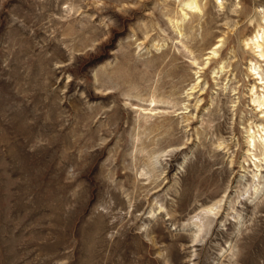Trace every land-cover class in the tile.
<instances>
[{
  "label": "rangeland",
  "instance_id": "1",
  "mask_svg": "<svg viewBox=\"0 0 264 264\" xmlns=\"http://www.w3.org/2000/svg\"><path fill=\"white\" fill-rule=\"evenodd\" d=\"M187 1L0 0V264H264V0Z\"/></svg>",
  "mask_w": 264,
  "mask_h": 264
},
{
  "label": "bare ground",
  "instance_id": "2",
  "mask_svg": "<svg viewBox=\"0 0 264 264\" xmlns=\"http://www.w3.org/2000/svg\"><path fill=\"white\" fill-rule=\"evenodd\" d=\"M186 6L187 7H190L191 9H199L200 8V6L198 5V2H197V0H189V1H187L186 2ZM250 41L251 42H253V45H255V47H256V49H258V53L260 54V57L262 58H264V32L262 33L261 32V34L259 33V34H257L254 38H251L250 39ZM226 43V42H225ZM246 46H249L250 45V43L249 42H247L246 44H245ZM212 54H217V51L216 50H213L212 51ZM221 69H224V65L223 66H221ZM254 70L257 72L256 74H259L260 75V72H259V67H255L254 68ZM253 70V71H254ZM219 73V72H218ZM262 80L264 79V78H261ZM254 89L253 90H255V87H253ZM155 101V100H154ZM254 102L255 103H258L259 104V107L261 108V109H263V111H261L262 113H264V94L262 95V96H258L256 99H254ZM260 125H262V123L260 124ZM259 124H258V126H260ZM263 131H264V128L262 129ZM252 131V130H251ZM249 138V137H248ZM256 138L257 137H255L254 136V134H252L251 136H250V144L252 145V147L253 146H256L257 144H256ZM260 139H261V141H260V144L261 145H263L262 143H264V136L263 135H261V137H260ZM250 145V146H251ZM260 145V146H261ZM259 146V145H258ZM251 147V148H252ZM263 147V146H262ZM261 147V148H262ZM255 148H258V147H255ZM254 148V149H255ZM249 150H251V149H249ZM247 152H249V151H247ZM249 155V154H248ZM255 156V155H254ZM253 161H255V160H253ZM257 167H258V165H257ZM261 167V166H260ZM207 183V182H206ZM257 188V187H256ZM212 207V206H211ZM205 209V208H204ZM216 209H218V208H216ZM216 211V210H215ZM205 213H206V215H209L210 213H214V208L212 207V208H208V209H205ZM214 215H216L215 213H214ZM219 215V214H218ZM212 217V216H211ZM202 221V220H201ZM209 224L210 223H212L213 222V220L211 219V218H209ZM196 224V223H195ZM195 226H197V228H198V233L197 234H199L200 232H202L203 231V225H201V224H197V225H195ZM201 234V233H200ZM196 235V234H195ZM199 236V235H198ZM197 237V236H196ZM198 238V237H197ZM196 238V239H197ZM195 241V240H194Z\"/></svg>",
  "mask_w": 264,
  "mask_h": 264
}]
</instances>
